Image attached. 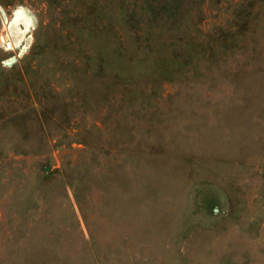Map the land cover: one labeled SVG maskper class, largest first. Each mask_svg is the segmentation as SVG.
I'll return each mask as SVG.
<instances>
[{
	"label": "rangeland",
	"instance_id": "374dc122",
	"mask_svg": "<svg viewBox=\"0 0 264 264\" xmlns=\"http://www.w3.org/2000/svg\"><path fill=\"white\" fill-rule=\"evenodd\" d=\"M0 264H264V0H0Z\"/></svg>",
	"mask_w": 264,
	"mask_h": 264
}]
</instances>
